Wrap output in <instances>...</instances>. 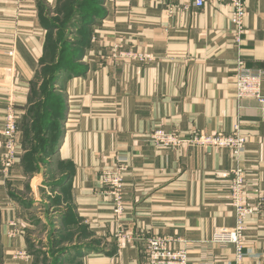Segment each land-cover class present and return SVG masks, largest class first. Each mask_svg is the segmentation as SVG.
<instances>
[{"label": "crops", "instance_id": "obj_1", "mask_svg": "<svg viewBox=\"0 0 264 264\" xmlns=\"http://www.w3.org/2000/svg\"><path fill=\"white\" fill-rule=\"evenodd\" d=\"M58 3L0 0V131L10 81L20 117L32 104L30 85L49 28L42 11ZM245 3L246 31L237 44L227 0H206L203 7L194 0H102L101 14L89 24L82 71L58 77L66 109L53 149L69 166L61 185L71 190L75 218L100 242L77 254L81 264H145V238L164 235L195 264L209 256L233 258L231 245L211 242L215 229L235 224L231 151L188 142L160 148L150 134L159 128L183 137L228 133L239 120L247 199L264 197V109L255 99L238 100L235 77L238 58L264 74V0ZM117 43L154 59L109 58ZM3 152L0 142V158ZM120 161L129 164L121 219L133 240L118 249L113 202L99 179ZM25 178L19 161L8 173L0 166V264H34L33 225L14 191ZM246 223L243 264H264V205Z\"/></svg>", "mask_w": 264, "mask_h": 264}, {"label": "rangeland", "instance_id": "obj_2", "mask_svg": "<svg viewBox=\"0 0 264 264\" xmlns=\"http://www.w3.org/2000/svg\"><path fill=\"white\" fill-rule=\"evenodd\" d=\"M97 7H99V5L98 3L96 4L94 0H63V1L60 0V2L56 6L51 7L49 9H43L42 12L46 14L44 21L45 24L48 25L49 27L48 30H46V40H45L46 47H49V45H52L54 47L56 46L54 48L53 53L50 52V59H52L55 56L56 49H58L56 60L58 59V56H60V52L65 53L66 55L69 56V53L73 49L77 50V52L83 51L84 49V45H82L83 41H80L81 39L80 36L84 35L85 33L83 32L84 30L83 26L86 24L88 20L92 19L93 9ZM80 12H83V14H79ZM13 53H14L13 50L9 51V55H13ZM134 62H138V61H134ZM49 65H51V67H49L48 69L44 68V66H40V68L38 67V69L36 70V74L34 75V78L32 79L30 85V94L32 96L30 97L32 98L31 100H35V103H32L29 106L28 110H26L25 113L21 115V117L19 116V111H18L19 107L17 105V101L15 99V94H14L15 86L12 83V81H10L11 86L7 85L8 95L6 102V113L9 110V108L12 107L10 106V99L13 98L12 109L15 110L18 116V127L20 131V137H19L20 145L18 146L19 155L17 156L14 164L17 161H19L22 164L24 175L26 176L25 181L22 182L20 186H18L19 188L15 187L16 190L14 191H16L18 199L27 209L28 217L33 225V237L32 240L30 241L29 249H30V253L33 256L34 264H81L80 260L77 257V254L83 252L82 248L87 247L88 243H95V246H98L100 242L93 236L92 232L86 228L85 224L81 222V220L75 218L71 206L72 203L71 190L69 186L61 185L62 184L61 179L62 176L64 175L63 173L65 172L66 168H69V166L65 165L64 161L61 162V160L54 154L55 152L54 149H52V151L49 152L48 156H44V157H42L41 154L37 152V148H39L37 147V145L40 140L39 138H37L38 136L37 127L34 126V123L35 121L39 120L40 117H42L41 111L38 110V104H42L41 101L45 98V93L50 92L51 86L56 88V91L52 89L55 91V93L53 98L49 100V103L51 101L55 107L58 105L57 107L60 108V106L62 105V101L64 100L66 102L65 99L66 95L63 92L64 84L62 82H56V81H54L55 83H52L51 81V78H53V75L55 74V71L57 70L60 64L58 63L57 67H56V62L54 63L52 62ZM50 109H52L51 106L46 108V110H50ZM4 120H6V117ZM5 128L6 127L3 124V128L0 131V142L3 146L4 151L7 140H5L2 132ZM59 131H60V127H59ZM177 133L180 134L179 132ZM51 134L53 137H55L57 133L52 132ZM151 134H150V139L152 141ZM21 135H22V140H21ZM21 143L23 149H21ZM39 146L43 148V145H39ZM160 148H174V147H160ZM25 151L27 153L24 154ZM2 156L0 158V166L2 167L4 173H8L13 168L14 164L9 169H5L2 161ZM24 161H25V165H24ZM123 162L127 164V165L125 164L127 166V169L123 175L124 195H125V180H126L125 176L128 171L129 164L126 161H120L117 162L115 165ZM115 165L112 167H115ZM110 168H106L101 172L99 180L103 185L105 192L112 199L113 211L116 216L115 200L110 195L111 187L105 184V182L103 181L104 178L102 179L104 172ZM245 187H246V197H245L246 203L249 205L257 206V204L261 202V205L258 207L259 209L255 214L249 215L245 219L244 231H243L244 258L241 264H243L244 259L246 258L247 248H248L246 245L247 219L249 217L258 214L259 211L262 209V206L264 205V197H260L257 200V202L254 203L249 202L247 199V185H245ZM230 204L232 206L231 178H230ZM234 217H235L234 226L232 228L221 227L215 229L211 238V242L217 243L213 241L214 233L217 230L233 229L236 227L235 213H234ZM116 233H115L116 247L118 249H121L123 246L120 247L118 245ZM217 244L231 245L234 248L233 258L231 260H228L226 258H217L214 256H209L208 258H204V260L200 263L203 264L235 263L236 262L235 246L233 244H221V243H217ZM186 251L188 254V250ZM189 261L190 264H195V262L191 261L190 258ZM145 264H147L146 260H145Z\"/></svg>", "mask_w": 264, "mask_h": 264}, {"label": "built area", "instance_id": "obj_3", "mask_svg": "<svg viewBox=\"0 0 264 264\" xmlns=\"http://www.w3.org/2000/svg\"><path fill=\"white\" fill-rule=\"evenodd\" d=\"M232 8L231 24L235 42L241 44L243 35L246 31L245 18L247 7L245 0H227ZM206 0H194L197 7H203ZM114 60L129 59L138 62H148L154 59L151 53H142L135 50H127L123 44H115L112 47L111 54L108 56ZM236 77V96L238 100L244 98L255 99L261 109H264V94L262 92V81L264 74L261 70H252L246 67L243 59L237 61ZM10 106L13 107V98L10 99ZM9 108L5 117L4 126L6 127L2 134L7 140L2 161L5 169H9L19 155L18 146L20 145V131L18 127V116L15 110ZM152 141L158 147H176L184 142L192 143L205 147L228 148L232 153L234 165L231 172V203L236 216V227L233 229H220L214 233L213 241L221 244H233L236 249L235 263L219 264H241L244 258L243 231L245 219L258 211L257 206L246 203V170L241 166V157L245 149L246 138L241 132L239 120L233 126L230 133L218 132L214 135H208L205 132L197 131L187 138L182 137L177 132L157 129L151 134ZM126 163L115 165L103 174L105 184L111 187L110 195L115 200V213L117 218L118 230L116 238L121 247L124 243L133 240L131 233L125 230L122 216L125 209L124 203V182L123 175L127 169ZM174 238L171 236H149L144 240V258L147 264H190L186 249L175 250L172 247ZM205 263V262H204ZM203 264V263H201ZM216 264V263H212ZM218 264V263H217Z\"/></svg>", "mask_w": 264, "mask_h": 264}, {"label": "trees", "instance_id": "obj_4", "mask_svg": "<svg viewBox=\"0 0 264 264\" xmlns=\"http://www.w3.org/2000/svg\"><path fill=\"white\" fill-rule=\"evenodd\" d=\"M59 2H60V0H59ZM94 2L96 4L98 3L99 7L93 9L92 19L88 20L86 22V24L83 26L84 27L83 32H85V33H84V35L80 36L81 37L80 41H83L82 45L86 44L87 39L89 37V24L91 22H93L94 19L97 18V16H99L102 12V0H94ZM64 5H65V3H64ZM64 5H63V7H64ZM79 14H83V12H80ZM79 45H81V44H79ZM55 47L52 45H49V47L45 46V54H44V57L41 59V66H44V68H46V69L51 67V65H49V64H51L52 62L53 63L56 62V67H57L58 63L60 64L59 67L57 68V70L55 71L53 78H51L52 83H55L54 81L58 82V77L63 70H68V71H72V72H81L82 71L81 66L83 65L82 63H79V62H81V57L83 55V51L77 52V50H75V49H73L69 53V56L66 55L65 53L60 52V56H58L57 60H56V57H57L56 55H57L58 49H56L55 50V56L52 59H50V52L53 53ZM63 50H64V48H63ZM52 89H54L56 91V88L51 86L50 92L45 93V98L41 101L42 104H38V110L41 111L42 117H40L39 120L35 121V123H34V126L37 127V134H38L37 138H39V140H40L38 145H37V147H39V148H37V152L39 154H41L42 157L49 155V152L52 151L57 139L60 137V135L62 134V131H63L62 127H63V119L65 116L66 103L63 100L60 108L57 107L58 105L55 107L51 101L49 103V100L53 98L54 93H55V91ZM31 97H30V103H35V100H31L32 99ZM50 106L52 109L46 110V108L50 107ZM55 126H57V127H55ZM59 127H60V131H59ZM52 132L57 133L55 137L52 136V134H51ZM39 145H43V148H41V146H39ZM24 165H25V161H24ZM94 245H88L87 247L82 248V250L90 248V247H95Z\"/></svg>", "mask_w": 264, "mask_h": 264}]
</instances>
